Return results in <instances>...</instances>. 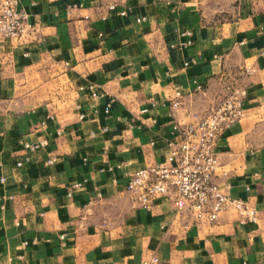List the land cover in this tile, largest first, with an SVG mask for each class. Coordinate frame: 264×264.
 I'll use <instances>...</instances> for the list:
<instances>
[{"label":"crops","instance_id":"1","mask_svg":"<svg viewBox=\"0 0 264 264\" xmlns=\"http://www.w3.org/2000/svg\"><path fill=\"white\" fill-rule=\"evenodd\" d=\"M106 1L22 0L31 28L0 39V194L13 196L0 210V264H264V0H126L123 17L106 16ZM88 82L101 97L78 90ZM235 83L244 116L215 152L257 223L224 211L198 224L166 196L133 207L128 175L163 158L173 121ZM40 137L47 145L15 168L19 142Z\"/></svg>","mask_w":264,"mask_h":264},{"label":"built area","instance_id":"2","mask_svg":"<svg viewBox=\"0 0 264 264\" xmlns=\"http://www.w3.org/2000/svg\"><path fill=\"white\" fill-rule=\"evenodd\" d=\"M21 2L22 0H0V39L17 40L31 28ZM128 10L126 0L105 2L106 16L115 14L123 17ZM144 19V16L134 18L136 22ZM187 43L189 40L183 44ZM250 73L249 67H243L239 80H245ZM193 83L195 90L201 89L199 83ZM78 90L86 91L93 100L103 94L92 82L80 85ZM244 94L243 86L235 83L225 89L217 103L203 112L191 113L186 122L173 121L170 125V137L165 142L166 153L163 158L139 167L128 175L123 190L127 193L130 204L147 210L156 196H166L175 215L190 214L198 224H211L220 213L232 211L236 214L238 223L255 225L258 219L257 210L248 200L229 195L228 171L219 164L215 152L221 134L243 118ZM181 98L182 94L175 90L168 100L169 107H180ZM141 111L144 112L145 109ZM79 117L81 118V115ZM51 118L52 116L47 114L39 121V126H45ZM59 133L56 131L55 134ZM47 143L44 137L34 141H20L21 154L14 162V167L19 168L30 163L33 154L43 149ZM54 160V156H50L45 160V164H51ZM5 182L6 177L0 174V187ZM79 185L70 184L66 196L69 197L71 191ZM245 190H248V187H245ZM12 197V194H0V210L5 208L6 202ZM59 238L61 239L62 235H59ZM156 262L157 258L152 256L139 264Z\"/></svg>","mask_w":264,"mask_h":264}]
</instances>
